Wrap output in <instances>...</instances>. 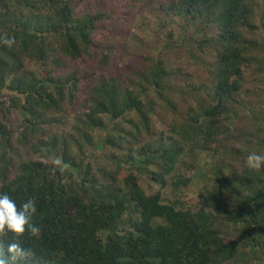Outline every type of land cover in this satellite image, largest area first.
<instances>
[{
	"label": "trees",
	"instance_id": "1",
	"mask_svg": "<svg viewBox=\"0 0 264 264\" xmlns=\"http://www.w3.org/2000/svg\"><path fill=\"white\" fill-rule=\"evenodd\" d=\"M253 152L264 0H0V192L41 228L25 264H264Z\"/></svg>",
	"mask_w": 264,
	"mask_h": 264
},
{
	"label": "clouds",
	"instance_id": "2",
	"mask_svg": "<svg viewBox=\"0 0 264 264\" xmlns=\"http://www.w3.org/2000/svg\"><path fill=\"white\" fill-rule=\"evenodd\" d=\"M15 37L2 38V43L8 47L15 44ZM250 167L264 168V155L255 152L248 156ZM38 212L35 200L28 199L18 203L13 195L8 192H0V237L12 234L14 239L7 244L9 257L5 258L0 253V264H25L32 256L30 248H26L19 238L27 233L30 237H37L41 232L40 226L33 222Z\"/></svg>",
	"mask_w": 264,
	"mask_h": 264
},
{
	"label": "rangeland",
	"instance_id": "3",
	"mask_svg": "<svg viewBox=\"0 0 264 264\" xmlns=\"http://www.w3.org/2000/svg\"><path fill=\"white\" fill-rule=\"evenodd\" d=\"M102 1V0H101ZM141 48L142 50H146V46L142 45L140 43H131L130 45L126 46V49H125V53L127 54L126 56H124L123 58L124 59H121L120 58V63H119V67L120 65L121 66H126V64H130V60H129V55L130 54H136L137 52L141 51ZM117 61V60H116ZM117 65V64H116ZM106 70V74L110 73L111 71L109 69H105ZM8 119H9V124L10 126L13 128V135H14V142H16V139L19 135V131L21 130V125H22V122H21V118L20 116L18 115L17 112H9L8 114ZM16 144V149L18 152V155L19 156H27V157H32L31 155H29L28 151L25 149L24 146L22 145H19L18 143H15ZM26 157V158H27ZM51 157L53 158V156L51 155ZM48 158V157H47ZM50 158V157H49ZM203 183H201V180L197 179L194 183H193V190L195 191V189H199L201 186H202ZM150 188V187H149ZM159 188V185L157 184H153L152 183V187H151V190L152 191H155Z\"/></svg>",
	"mask_w": 264,
	"mask_h": 264
}]
</instances>
